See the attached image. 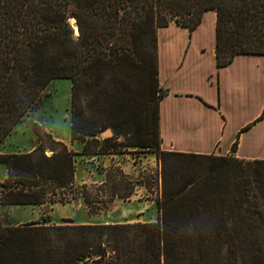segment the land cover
<instances>
[{
  "label": "trees",
  "instance_id": "16d2710c",
  "mask_svg": "<svg viewBox=\"0 0 264 264\" xmlns=\"http://www.w3.org/2000/svg\"><path fill=\"white\" fill-rule=\"evenodd\" d=\"M209 10L219 68L264 55V0H0V147L50 83L68 79L81 154L143 148L162 162L157 221L13 226L0 213V264H264V161L161 148L158 31L174 22L192 32ZM36 134L32 151L0 153V206L91 207L98 184L76 183L79 153ZM122 171L100 185L127 200L135 190L114 183Z\"/></svg>",
  "mask_w": 264,
  "mask_h": 264
},
{
  "label": "crops",
  "instance_id": "0c3cea01",
  "mask_svg": "<svg viewBox=\"0 0 264 264\" xmlns=\"http://www.w3.org/2000/svg\"><path fill=\"white\" fill-rule=\"evenodd\" d=\"M216 47L213 10L192 32L174 22L159 29V84L167 92L160 103L161 148L264 161V55H238L219 68Z\"/></svg>",
  "mask_w": 264,
  "mask_h": 264
},
{
  "label": "rangeland",
  "instance_id": "374dc122",
  "mask_svg": "<svg viewBox=\"0 0 264 264\" xmlns=\"http://www.w3.org/2000/svg\"><path fill=\"white\" fill-rule=\"evenodd\" d=\"M71 95L72 82L57 79L43 92L38 103L29 110L16 125L0 147V153H27L38 145L36 130L46 140L48 133L63 141L69 149L79 153L76 156L77 184L96 183L89 192L93 204L88 207L82 198L69 203H55L28 206H0V213L6 225H20L32 221L49 224H98L155 222L159 213L157 201L162 192V162L149 149L125 148L120 155L86 156L81 154L83 146L71 139ZM47 151V155H51ZM122 168L125 178L116 176L114 183H120L118 191L125 192V184L136 191L127 200L112 198L109 186L100 184L108 173L116 175L115 169ZM8 176V169L0 165V182ZM113 191V190H112Z\"/></svg>",
  "mask_w": 264,
  "mask_h": 264
},
{
  "label": "water",
  "instance_id": "95a60500",
  "mask_svg": "<svg viewBox=\"0 0 264 264\" xmlns=\"http://www.w3.org/2000/svg\"><path fill=\"white\" fill-rule=\"evenodd\" d=\"M71 23H72V27L76 30L75 35L77 37H79L80 34H79L78 24H77L76 20L72 19ZM111 135H113V131L111 129H108L107 131H105L102 134L103 137H108V136H111Z\"/></svg>",
  "mask_w": 264,
  "mask_h": 264
},
{
  "label": "bare ground",
  "instance_id": "6f19581e",
  "mask_svg": "<svg viewBox=\"0 0 264 264\" xmlns=\"http://www.w3.org/2000/svg\"><path fill=\"white\" fill-rule=\"evenodd\" d=\"M75 32H76V30H75Z\"/></svg>",
  "mask_w": 264,
  "mask_h": 264
}]
</instances>
